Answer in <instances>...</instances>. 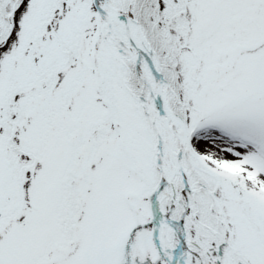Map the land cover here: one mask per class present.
Instances as JSON below:
<instances>
[{
  "label": "snow or ice",
  "instance_id": "obj_1",
  "mask_svg": "<svg viewBox=\"0 0 264 264\" xmlns=\"http://www.w3.org/2000/svg\"><path fill=\"white\" fill-rule=\"evenodd\" d=\"M0 264H264V0H0Z\"/></svg>",
  "mask_w": 264,
  "mask_h": 264
}]
</instances>
